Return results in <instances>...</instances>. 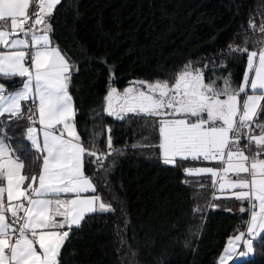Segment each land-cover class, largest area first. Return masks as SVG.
I'll list each match as a JSON object with an SVG mask.
<instances>
[{
	"label": "snow or ice",
	"instance_id": "obj_1",
	"mask_svg": "<svg viewBox=\"0 0 264 264\" xmlns=\"http://www.w3.org/2000/svg\"><path fill=\"white\" fill-rule=\"evenodd\" d=\"M61 3L0 0V80L20 83L13 91L0 83V264H61L62 248L86 217L115 211L85 174L86 163L103 168L116 149L109 135L108 152L98 153L95 138L89 148L77 132L69 88L79 69L51 40L50 20ZM259 31L264 35V22ZM247 43L227 49L247 57L238 86L231 73L206 82L189 61L171 82L135 80L122 91L109 87L104 97L109 117L151 125L163 164L175 166L179 158L219 165L184 169L189 177L210 178L213 200L229 192L223 198L249 214L246 232L228 238L217 264L249 256L264 239V40L252 51ZM13 126L25 129L19 148L7 135Z\"/></svg>",
	"mask_w": 264,
	"mask_h": 264
},
{
	"label": "trees",
	"instance_id": "obj_2",
	"mask_svg": "<svg viewBox=\"0 0 264 264\" xmlns=\"http://www.w3.org/2000/svg\"><path fill=\"white\" fill-rule=\"evenodd\" d=\"M261 22L264 0H62L57 6L51 40L79 69L69 88L77 132L86 147L95 138L98 153L108 152L109 135L116 149L103 168L86 163L84 169L115 211L86 217L62 248L61 264H217L228 238L243 228L241 203L220 192L213 200L210 178L184 172L191 161L163 164L151 125L109 117L104 97L132 79L171 82L189 61L206 82L231 73L238 86L247 57L228 53V46L243 48L247 41L249 51L260 48ZM0 81L8 90L20 85ZM24 130H7L14 148L25 143ZM197 207L204 210L194 213ZM229 264H264V239L252 255Z\"/></svg>",
	"mask_w": 264,
	"mask_h": 264
},
{
	"label": "rangeland",
	"instance_id": "obj_3",
	"mask_svg": "<svg viewBox=\"0 0 264 264\" xmlns=\"http://www.w3.org/2000/svg\"><path fill=\"white\" fill-rule=\"evenodd\" d=\"M247 64V63H246ZM245 70H246V67H245ZM135 80H139V79H132L131 81H135ZM130 81V82H131ZM242 81V80H241ZM104 108H105V100H104ZM202 162H204V161H192V163L191 164H189V166L187 167V168H197V167H205V166H207V164H205V163H202ZM209 164V163H208ZM221 193V192H220ZM226 194H229L230 195V193L229 192H226ZM236 234H238V233H236ZM241 251H243L244 249L242 248V249H240ZM250 255H252V254H250ZM249 255V256H250ZM249 256H247V257H249ZM247 257H237V258H234V259H242V258H247Z\"/></svg>",
	"mask_w": 264,
	"mask_h": 264
},
{
	"label": "crops",
	"instance_id": "obj_4",
	"mask_svg": "<svg viewBox=\"0 0 264 264\" xmlns=\"http://www.w3.org/2000/svg\"><path fill=\"white\" fill-rule=\"evenodd\" d=\"M0 83H2L1 81H0ZM18 87H20V85L18 86ZM18 87H16V88H18ZM16 88H13V89H11V90H8V91H13V90H15ZM255 149H253V151H254ZM191 163H192V161H191ZM202 163H205V164H207V166H205V167H219V165L217 164V163H215V162H202ZM209 163V164H208ZM189 166V165H188ZM187 166V167H188ZM86 174V173H85ZM87 175V174H86ZM88 176V175H87ZM224 193H226V192H224ZM247 205H245V207H246ZM225 246H226V244H225ZM224 246V247H225ZM224 249V248H223ZM222 252H223V250H222ZM221 252V253H222ZM221 255V254H220ZM241 259V258H240ZM229 262V261H228Z\"/></svg>",
	"mask_w": 264,
	"mask_h": 264
},
{
	"label": "built area",
	"instance_id": "obj_5",
	"mask_svg": "<svg viewBox=\"0 0 264 264\" xmlns=\"http://www.w3.org/2000/svg\"><path fill=\"white\" fill-rule=\"evenodd\" d=\"M36 9L33 8L32 11H35ZM249 219V214L246 213V216L243 219V228L241 230V232H246V221ZM242 249V248H241ZM227 264H229V262H227Z\"/></svg>",
	"mask_w": 264,
	"mask_h": 264
}]
</instances>
